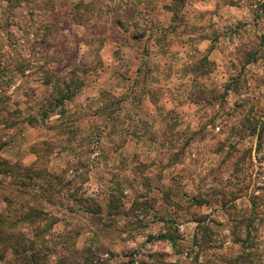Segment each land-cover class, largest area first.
Here are the masks:
<instances>
[{
	"label": "rangeland",
	"instance_id": "rangeland-1",
	"mask_svg": "<svg viewBox=\"0 0 264 264\" xmlns=\"http://www.w3.org/2000/svg\"><path fill=\"white\" fill-rule=\"evenodd\" d=\"M131 1L0 0V214L42 213L1 229L48 264H264V0L140 30Z\"/></svg>",
	"mask_w": 264,
	"mask_h": 264
},
{
	"label": "trees",
	"instance_id": "trees-1",
	"mask_svg": "<svg viewBox=\"0 0 264 264\" xmlns=\"http://www.w3.org/2000/svg\"><path fill=\"white\" fill-rule=\"evenodd\" d=\"M153 1L151 3V0L149 1H143V0H132L131 2L127 3V10L124 12L125 15H127L126 22L130 23L131 26L136 29V30H140L141 26L143 23H145L144 19H143V15H146L147 10L149 9V7H152ZM184 4V0H171L170 5H168L166 7V10H168L169 12L172 13L173 15V20L176 19V11L178 8L182 7ZM146 11H143V10ZM134 18H139V19H134ZM140 19H143L140 22ZM116 24L122 28H124V20H120V19H116ZM147 31V29H144L140 34L135 35V38H142L145 35V32ZM4 144L2 142H0V148L3 146ZM2 160L0 159V162ZM2 165L0 164V166H4V169L0 170L1 172H7L8 174H13V171H9L10 167L7 166L6 161L1 162ZM17 169V167H16ZM12 170V167H11ZM26 171L29 173V171L33 174H35L36 169L33 165H31V167H28L26 169ZM26 173L25 177L28 178V180H30V175ZM30 173V174H31ZM40 174H45V171H40L37 172V174L35 176L40 177ZM13 176L15 177L16 175L13 174ZM29 185H31L29 183ZM50 185V184H49ZM24 186V183H23ZM40 189L43 191V193H45L48 189V184L46 187H40ZM6 202V208L5 211L3 213L0 214V225L4 222H10L14 225V223L18 222V221H23V222H28L31 221L32 218L35 219H40V213L39 211L30 209L29 211H27V213H23L20 216H17V211L14 210V203L12 200L9 199H5ZM1 226H0V235L4 236V241L6 243H9L12 251L14 252V254L20 256V255H25V257H22L24 264H48L47 263V257L46 255L40 253V250L36 248L35 244L33 243V241L31 240H27L25 239V237L20 233H18L17 235L15 234L14 236H12L10 234L11 229L9 230H2L1 232ZM38 232V231H36ZM1 241V239H0ZM66 243V242H65ZM67 244V243H66ZM28 254V255H27ZM81 254V253H79ZM86 254H90V252H86ZM82 255V254H81ZM65 258V257H64ZM80 258V262L77 261H70V257L66 258L64 261L65 263H61L59 262V264H94L93 262H91V257H83V256H79ZM51 264H54L53 262Z\"/></svg>",
	"mask_w": 264,
	"mask_h": 264
},
{
	"label": "crops",
	"instance_id": "crops-1",
	"mask_svg": "<svg viewBox=\"0 0 264 264\" xmlns=\"http://www.w3.org/2000/svg\"><path fill=\"white\" fill-rule=\"evenodd\" d=\"M233 1H237V0H233ZM166 3H167V5H168V4L170 5L171 0H165V1H163V4H166ZM159 12L161 13L162 18L165 19V16L167 15L166 12H165V10L161 8V10H160ZM167 16H168V15H167ZM159 19H160V18H159ZM160 21H161V22H164V20L162 21L161 19H160ZM163 24H164V23H163ZM163 24H162V25H163Z\"/></svg>",
	"mask_w": 264,
	"mask_h": 264
}]
</instances>
